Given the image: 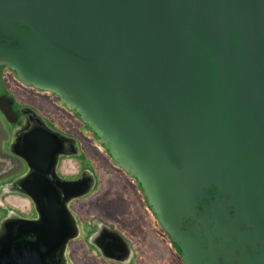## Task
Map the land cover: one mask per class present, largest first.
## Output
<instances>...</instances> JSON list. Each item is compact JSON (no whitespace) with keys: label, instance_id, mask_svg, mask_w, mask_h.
I'll use <instances>...</instances> for the list:
<instances>
[{"label":"water","instance_id":"obj_1","mask_svg":"<svg viewBox=\"0 0 264 264\" xmlns=\"http://www.w3.org/2000/svg\"><path fill=\"white\" fill-rule=\"evenodd\" d=\"M0 56L73 98L184 264H264V0H0ZM62 140L23 134L38 217L1 220L0 264H58L76 235L67 203L92 182L54 177Z\"/></svg>","mask_w":264,"mask_h":264},{"label":"rangeland","instance_id":"obj_2","mask_svg":"<svg viewBox=\"0 0 264 264\" xmlns=\"http://www.w3.org/2000/svg\"><path fill=\"white\" fill-rule=\"evenodd\" d=\"M4 84L13 100L31 102L54 126L77 139L78 150L74 154L61 157L59 168L62 172L74 174L80 167L91 170L92 183L89 191L72 202L73 209L82 220H86L81 230L82 236L70 243L73 264H90L95 258L92 248H89L86 256L83 251H79L89 228L87 225L95 216L115 222L133 237L138 244V250H141L139 264H184L175 253L171 237L152 210L150 232L147 234L141 230L139 225L143 220L136 216L142 207V196L146 197L142 187L132 174L113 160L104 143L87 122L68 107L58 94L25 85L10 67L1 65L0 93L4 90ZM11 126L12 124L8 125L4 121L0 109V222L9 215L35 214L29 196L14 186L13 174L23 168L22 163L5 153L2 147V138L6 130L10 131ZM106 262L102 261L103 264Z\"/></svg>","mask_w":264,"mask_h":264},{"label":"flooded vegetation","instance_id":"obj_3","mask_svg":"<svg viewBox=\"0 0 264 264\" xmlns=\"http://www.w3.org/2000/svg\"><path fill=\"white\" fill-rule=\"evenodd\" d=\"M2 88L4 90L0 93L1 113L3 115L4 121L5 122L7 121L8 125L12 124V126L10 127V131L6 130V134L2 138V147L5 153H9L10 155L18 159V161L22 163V167H23L20 171L15 172L13 174V176L15 175L14 186L18 190L24 192L22 190L23 184L17 182L22 181V178H24L28 174L30 169L27 160L17 151H20V149H22L21 141L23 134L27 133V131L30 129L37 128L39 125H42L47 129H53L55 131H58L63 139L62 140L63 142L59 147V151L57 153L56 159L54 160V163L52 165V173L54 177L57 179V181H59L60 179L62 180L69 179L76 181V182H71V186L68 185L69 191L72 190V189L70 190V187L74 189L79 187L80 185L83 186V183L87 184L89 180L91 183L92 182L91 170L89 171V169H86L85 167H80L78 171L74 174L72 173L68 174L66 172H62L59 168L60 160L62 156H67L70 154H74L76 152V151L75 152L70 151L72 150V146L70 145L69 138L73 139L72 141L74 142V144H76V146L73 147L76 150H78V145L76 141L77 139L73 135H70L69 133L54 126L40 110H38L36 107H34L33 104H31V102L28 101L17 102L13 100L10 97V93L8 92V90H6L5 84L2 86ZM12 149L16 151L14 152ZM44 173H45L44 175L48 177V175H50L51 173L50 169L48 168ZM211 194H213V192H211ZM80 196L81 195L71 197L67 203L68 208L72 214V219L76 228V233H75L76 235L74 237L69 238L66 241L63 251L61 253V257L59 258L60 261L58 262V264H73V260L71 258L70 243L73 240H75L77 237L82 236L81 230L86 221V220H82L72 207V202ZM32 206L34 208L33 203ZM141 206L142 207L139 208L136 217H139L140 219L143 220V223L140 224L139 227L143 232H146L148 234V232H150V225H151L150 217L152 214L151 212L153 210L149 205V203L147 202L146 197L144 198L143 196H142ZM18 215L24 217H30V218H37L38 212L35 210V214L31 216H26L21 214ZM89 223L90 224L87 225L89 228L87 227L88 230L86 232V235L84 234L85 237L84 240L82 241L79 251H83L84 256H86L87 253L90 251L89 248H92L91 250H93L95 254L94 255L95 258L93 259V261H90V264H103L102 261H107L109 264H139L140 255H141L139 252H141V250L140 251L138 250L139 247L137 242L133 240V237L125 229H122V227L117 225L115 222L99 216L97 217L95 216L91 218ZM145 237L146 236H144V238ZM163 238L164 237H162V239ZM137 239L139 238L137 237ZM173 244L175 247L174 250L176 255L178 254L177 256L179 257L180 261H183L180 247L174 241ZM107 262L105 264H107Z\"/></svg>","mask_w":264,"mask_h":264},{"label":"bare ground","instance_id":"obj_4","mask_svg":"<svg viewBox=\"0 0 264 264\" xmlns=\"http://www.w3.org/2000/svg\"><path fill=\"white\" fill-rule=\"evenodd\" d=\"M4 59V57H1L0 56V61L1 60H3ZM10 63V62H9ZM1 65H6L7 66V64H0V67H1ZM12 65V64H11ZM9 67V66H8ZM11 68V67H10ZM12 69V68H11ZM13 71H14V69H13ZM15 72V71H14ZM16 73V72H15ZM17 75V77L20 79V81H22L25 85H28V86H32V87H34V88H36V89H38V90H47V91H51V92H54V91H52V90H50V88H49V86L48 85H45L44 83H42V82H37V81H26L20 74H16ZM55 94H57L56 92H54ZM58 93H59V91H58ZM59 96V95H58ZM60 97V96H59ZM63 98H61V100L68 106V107H70V108H72L76 113H78L79 114V112L73 107L74 106V101H73V98L70 96H65V95H63L62 96ZM80 115V114H79ZM83 117L85 118V119H87V117L83 114ZM113 160L116 162V163H119V159L117 158V159H115V158H113ZM128 168H127V172L129 173V174H132V169L129 167V166H127ZM133 175V174H132ZM239 224V225H238ZM238 224H234L233 226H237V227H241V230H249V226L248 225H246V224H244V223H238ZM251 229V228H250ZM257 242H258V245L260 246V247H264V239L262 238V237H260L259 236V239L257 240ZM237 245H239V244H237ZM233 253H234V261L235 260H239V258L242 256V253H241V250L239 249V247L238 246H236L235 248H234V251H233Z\"/></svg>","mask_w":264,"mask_h":264}]
</instances>
